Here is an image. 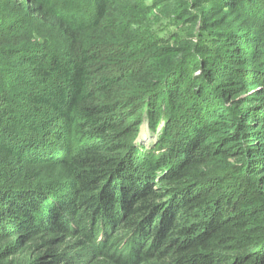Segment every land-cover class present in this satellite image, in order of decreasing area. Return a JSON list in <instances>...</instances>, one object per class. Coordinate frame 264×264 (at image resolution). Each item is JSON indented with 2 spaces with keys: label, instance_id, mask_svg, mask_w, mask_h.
I'll use <instances>...</instances> for the list:
<instances>
[{
  "label": "trees",
  "instance_id": "obj_1",
  "mask_svg": "<svg viewBox=\"0 0 264 264\" xmlns=\"http://www.w3.org/2000/svg\"><path fill=\"white\" fill-rule=\"evenodd\" d=\"M0 264H264V0H0Z\"/></svg>",
  "mask_w": 264,
  "mask_h": 264
},
{
  "label": "rangeland",
  "instance_id": "obj_2",
  "mask_svg": "<svg viewBox=\"0 0 264 264\" xmlns=\"http://www.w3.org/2000/svg\"><path fill=\"white\" fill-rule=\"evenodd\" d=\"M162 5H163V7H166L165 11H163V12L168 11V6H167L168 4H166L165 2H162L161 6ZM172 9H173V7H172ZM154 12H155V14H153V13L150 12L148 15H146V14H144V16L142 15V17L143 18H147V19L150 18V19H152V21H154L155 19H157V15L160 13V11L159 10H154ZM166 24H167V27L166 28L169 29V30H171V31L173 29L177 28L175 26V24H173V22L164 21V24L163 25H166ZM156 25H158V24H156ZM186 27H187V25L185 26V28ZM155 30H157L156 27H155ZM54 45H55V42H54ZM140 128H141V133H140V136L138 137L140 141L138 143L139 144H143L144 145V148H148L149 145H151L153 143V139H154L153 133L154 132L149 129V127L147 126V123H146L145 120L141 124V127Z\"/></svg>",
  "mask_w": 264,
  "mask_h": 264
},
{
  "label": "water",
  "instance_id": "obj_3",
  "mask_svg": "<svg viewBox=\"0 0 264 264\" xmlns=\"http://www.w3.org/2000/svg\"><path fill=\"white\" fill-rule=\"evenodd\" d=\"M139 136H140V133L138 134V137H139ZM136 141L139 142V141H140L139 138H136Z\"/></svg>",
  "mask_w": 264,
  "mask_h": 264
}]
</instances>
